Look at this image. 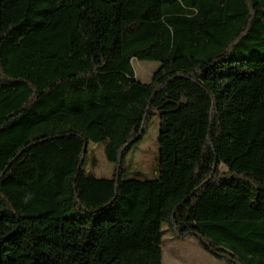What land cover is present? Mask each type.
Masks as SVG:
<instances>
[{"label":"trees","instance_id":"obj_1","mask_svg":"<svg viewBox=\"0 0 264 264\" xmlns=\"http://www.w3.org/2000/svg\"><path fill=\"white\" fill-rule=\"evenodd\" d=\"M164 224L264 264V0H0V264H162Z\"/></svg>","mask_w":264,"mask_h":264},{"label":"rangeland","instance_id":"obj_2","mask_svg":"<svg viewBox=\"0 0 264 264\" xmlns=\"http://www.w3.org/2000/svg\"><path fill=\"white\" fill-rule=\"evenodd\" d=\"M157 61L132 60L135 77L141 82H148L153 71L157 68ZM158 115H154L148 128L140 140L126 156L127 178H153L158 167ZM87 169L96 177H109L112 173L111 164L105 159L101 144L89 143ZM222 172L226 167L222 166ZM162 264H227L203 250L195 238H176L162 225L161 242Z\"/></svg>","mask_w":264,"mask_h":264},{"label":"water","instance_id":"obj_3","mask_svg":"<svg viewBox=\"0 0 264 264\" xmlns=\"http://www.w3.org/2000/svg\"><path fill=\"white\" fill-rule=\"evenodd\" d=\"M86 144H84L83 150H85Z\"/></svg>","mask_w":264,"mask_h":264}]
</instances>
